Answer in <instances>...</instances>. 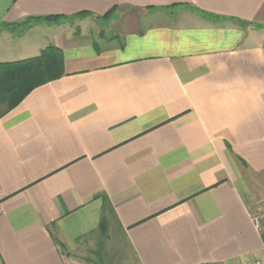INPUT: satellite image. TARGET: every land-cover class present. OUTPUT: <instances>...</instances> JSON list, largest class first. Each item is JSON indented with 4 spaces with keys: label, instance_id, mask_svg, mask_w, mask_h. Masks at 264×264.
Segmentation results:
<instances>
[{
    "label": "crops",
    "instance_id": "0c3cea01",
    "mask_svg": "<svg viewBox=\"0 0 264 264\" xmlns=\"http://www.w3.org/2000/svg\"><path fill=\"white\" fill-rule=\"evenodd\" d=\"M49 45L0 118V264H96L113 225L127 264L264 258V0H0V62Z\"/></svg>",
    "mask_w": 264,
    "mask_h": 264
},
{
    "label": "trees",
    "instance_id": "16d2710c",
    "mask_svg": "<svg viewBox=\"0 0 264 264\" xmlns=\"http://www.w3.org/2000/svg\"><path fill=\"white\" fill-rule=\"evenodd\" d=\"M113 11V9H112ZM108 12L106 15L110 14ZM58 16L34 17L56 19ZM64 75L62 51L49 45L34 57L0 62V118L17 106L34 88ZM102 233H105L106 220L102 219ZM264 242V233L261 235ZM96 264H104L101 255Z\"/></svg>",
    "mask_w": 264,
    "mask_h": 264
},
{
    "label": "rangeland",
    "instance_id": "374dc122",
    "mask_svg": "<svg viewBox=\"0 0 264 264\" xmlns=\"http://www.w3.org/2000/svg\"><path fill=\"white\" fill-rule=\"evenodd\" d=\"M151 13V12H150ZM141 22L142 27H146L148 24L143 25L144 23H154L156 20L154 17H151L149 19H145L144 15H141ZM162 20V18H161ZM107 22V21H106ZM95 23V22H92ZM149 23V24H150ZM104 26H108V24L102 23ZM101 24L95 23L92 24V27L100 26ZM101 25V26H103ZM119 24H111L109 27L105 28L104 31H102L105 34H114L117 32H120L122 25L118 26ZM100 26V27H101ZM105 26V27H106ZM114 226V225H113ZM111 227L110 230H108V237L102 236L98 239V244L94 247H90L88 249H83L81 251L82 255H86L89 258L95 260V253H101V258L104 262V264H127L128 261H130V256L127 248H124L120 246L122 243L120 242V237L117 235V231L114 227Z\"/></svg>",
    "mask_w": 264,
    "mask_h": 264
},
{
    "label": "built area",
    "instance_id": "2783aa9c",
    "mask_svg": "<svg viewBox=\"0 0 264 264\" xmlns=\"http://www.w3.org/2000/svg\"><path fill=\"white\" fill-rule=\"evenodd\" d=\"M251 221L254 226V229L257 231L259 235L264 233V214L262 215H252ZM240 264H264V258L255 259L252 261H245Z\"/></svg>",
    "mask_w": 264,
    "mask_h": 264
}]
</instances>
